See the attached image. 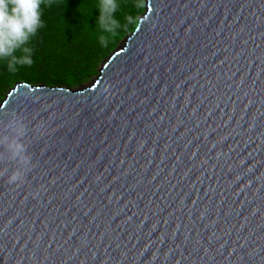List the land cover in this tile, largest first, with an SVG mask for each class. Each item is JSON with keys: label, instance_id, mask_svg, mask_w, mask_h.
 I'll return each mask as SVG.
<instances>
[{"label": "water", "instance_id": "95a60500", "mask_svg": "<svg viewBox=\"0 0 264 264\" xmlns=\"http://www.w3.org/2000/svg\"><path fill=\"white\" fill-rule=\"evenodd\" d=\"M11 116L0 264H264V0H145L90 83L18 82Z\"/></svg>", "mask_w": 264, "mask_h": 264}, {"label": "trees", "instance_id": "16d2710c", "mask_svg": "<svg viewBox=\"0 0 264 264\" xmlns=\"http://www.w3.org/2000/svg\"><path fill=\"white\" fill-rule=\"evenodd\" d=\"M115 18L120 24L107 46H102L98 28L100 0H44L41 23L31 40V66L9 71L0 60V101L18 82L77 88L98 74L110 52L137 26L145 0H117ZM131 17L135 23H129Z\"/></svg>", "mask_w": 264, "mask_h": 264}, {"label": "clouds", "instance_id": "9594fccd", "mask_svg": "<svg viewBox=\"0 0 264 264\" xmlns=\"http://www.w3.org/2000/svg\"><path fill=\"white\" fill-rule=\"evenodd\" d=\"M44 0H0V60H6L9 71L16 72L18 66H31L32 49L31 40L42 27L41 5ZM117 0H100L98 28L102 35L99 42L107 46L109 37L114 36L120 24L115 18L118 10ZM129 23L135 21L129 17ZM28 127L21 117L11 116L0 129V164L14 165L6 183L22 184L25 175L33 164L28 153V144L25 138ZM8 172L5 166L0 168V177Z\"/></svg>", "mask_w": 264, "mask_h": 264}, {"label": "rangeland", "instance_id": "374dc122", "mask_svg": "<svg viewBox=\"0 0 264 264\" xmlns=\"http://www.w3.org/2000/svg\"><path fill=\"white\" fill-rule=\"evenodd\" d=\"M99 68H100V67H99ZM92 79H93V78H92ZM92 79H91V80H92ZM91 80H90V81H91ZM90 81H88L87 83H90ZM87 83H85V84H87Z\"/></svg>", "mask_w": 264, "mask_h": 264}]
</instances>
